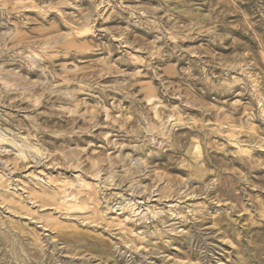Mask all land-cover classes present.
<instances>
[{"label":"rangeland","instance_id":"rangeland-1","mask_svg":"<svg viewBox=\"0 0 264 264\" xmlns=\"http://www.w3.org/2000/svg\"><path fill=\"white\" fill-rule=\"evenodd\" d=\"M0 264H264V0H0Z\"/></svg>","mask_w":264,"mask_h":264},{"label":"bare ground","instance_id":"bare-ground-1","mask_svg":"<svg viewBox=\"0 0 264 264\" xmlns=\"http://www.w3.org/2000/svg\"><path fill=\"white\" fill-rule=\"evenodd\" d=\"M17 241V240H16ZM10 243H11V241H10ZM17 244V243H16ZM17 255V254H16Z\"/></svg>","mask_w":264,"mask_h":264}]
</instances>
